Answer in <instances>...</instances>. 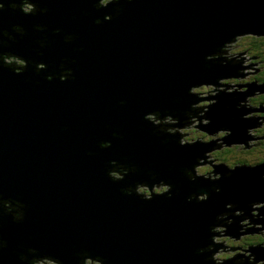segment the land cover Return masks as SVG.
<instances>
[{
  "label": "water",
  "instance_id": "95a60500",
  "mask_svg": "<svg viewBox=\"0 0 264 264\" xmlns=\"http://www.w3.org/2000/svg\"><path fill=\"white\" fill-rule=\"evenodd\" d=\"M30 2L47 12L25 15L20 0H0L5 5L0 33L13 37L0 35L7 45L0 47V56L29 62L21 75L0 68V239L7 242L0 264H21V253L29 264H79L83 252L89 257L82 264L97 256L106 264H264V244L241 250L212 241V236L237 240L264 231V206L252 207L264 203V162L230 168L204 155L220 144L262 139L247 129L258 127L264 117L242 115L257 112L245 97L264 86L217 80L255 73L254 63L241 66L242 53L227 54L225 44L243 34L264 36V0H120L100 10L94 8L96 0ZM105 15L112 20L104 22ZM96 19L102 23L96 25ZM38 25L44 31H36ZM15 26L24 35L15 33ZM67 34L75 37L69 44L64 43ZM41 62L47 71L36 75L34 64ZM61 63L74 77L63 83L58 79ZM53 73L55 78L46 81ZM202 84L213 85L209 92L217 93L196 98L202 93L190 89ZM233 86L237 89L225 92ZM203 100L215 102L199 106L205 111L194 110ZM153 111L172 115L173 130L196 127L209 136L229 134L208 142L179 140L180 147L177 140L187 134L156 135L143 119ZM190 118L197 125L191 126L195 120ZM113 132L122 139H114ZM102 142L111 146L101 150ZM112 160L134 165L137 172L113 183L106 175ZM193 164H209V173L221 180L210 183L194 169L199 179L189 182L184 170ZM150 172L172 185V199L144 202L122 194L121 189L148 181ZM204 192L207 201L197 203L195 196L187 201ZM245 219L249 223L239 224ZM216 226L225 230L210 231ZM236 249L248 255L212 258Z\"/></svg>",
  "mask_w": 264,
  "mask_h": 264
},
{
  "label": "clouds",
  "instance_id": "9594fccd",
  "mask_svg": "<svg viewBox=\"0 0 264 264\" xmlns=\"http://www.w3.org/2000/svg\"><path fill=\"white\" fill-rule=\"evenodd\" d=\"M133 2V0H127V3L131 4ZM120 4V0H96L95 4H94V8L96 10H100V9H104L106 7H108L109 5H119ZM19 5H22L20 7V11L25 14V15H35L38 11L41 15L45 14L47 12L46 8H37V6L30 2V0H20ZM12 6V3L9 5V7ZM5 5L3 3H0V11L4 10ZM119 9H117V13H118ZM112 16L111 15H105L103 17V21L104 22H110L112 20ZM94 23L96 25H100L102 23V21L100 19H96L94 21ZM13 31L19 35H24V31L22 29V27L20 26H15L13 28ZM36 31H44L42 26H36ZM59 29H56L55 33H59ZM0 35H2L3 37H6L7 40H13V37L11 35H9L8 32H3L0 33ZM75 39V37L71 34H67L64 36V43L69 44L71 43L73 40ZM46 45V41H40L39 42V46L40 48H44ZM6 43L3 39H0V47H6ZM38 55H42V53H38ZM210 57L206 56L205 60H209ZM28 61H26L23 58H20L16 55H12V56H8V57H4V56H0V68H6L9 71H11L14 75H21L24 73V71L26 70V68L28 67ZM22 65V67L19 69V72L17 71V66ZM34 71L36 75H39L41 72L43 71H47V65L45 63H35L34 64ZM59 81L61 83L66 82L69 78H74L73 74H72V70L71 69H66L64 67V64L61 63L59 65ZM65 73H69V75L65 76ZM55 78V73L48 75L45 77L46 81L51 82L53 79ZM121 106H123L124 101L121 100L120 101ZM173 117L172 115L169 114H162L160 111H153V112H149L147 114L144 115L143 119L148 122L149 124L152 125L153 129H155V134L158 136H171L169 134V132L166 130L168 128L172 127V123L169 122V119ZM112 136L114 139H122V137H120L116 132L112 133ZM180 138L177 140V143L180 147H183L182 144L179 143ZM110 142H102L99 144V148L101 150H105L108 149L110 147ZM89 156L92 155V153H88ZM194 168H195V164H193V166L189 169L186 168L184 170V175L187 178V180L189 182H195L197 179H199V177H197L196 175H194ZM137 172V168L134 165H125V164H121L118 163L115 160L109 161V168L106 172V175L108 177V179L113 182V183H119L122 182L126 176H128L129 174H135ZM149 179L148 181L145 182H138L135 185L132 186H128L126 188L121 189V192L124 196H136L138 199L144 201V202H150L153 197H166L168 199H172L173 198V188L172 185L165 182L164 179L158 178V176L155 173H148ZM205 180L209 181L210 183L215 184V182L221 180V177L219 175L216 176H208L204 178ZM261 181H264V175H262L260 177ZM155 189H159L160 194L157 195L155 194V192L153 190ZM214 191L219 192L220 189L218 187L213 188ZM193 196L196 197V202L197 203H202L207 201L208 199V193L204 192V193H200V194H192L189 195L187 197V201L188 202H192L193 200ZM0 200H4L3 198H0ZM22 216L24 217V212L22 211ZM218 229H210V231H216ZM7 247V242L4 241L3 239H0V250H3L4 248ZM33 249H28L27 252L29 255H31ZM198 254H203V250L202 248L197 250ZM80 259H79V264H82L83 260L85 259V257H89V254L87 252H83L79 254ZM19 261L21 262V264H29V262L31 260L27 259V256L24 255L23 253H21L18 256ZM96 264H106V261L104 260L103 257L101 256H97L95 258H92ZM258 264H260V262H258Z\"/></svg>",
  "mask_w": 264,
  "mask_h": 264
},
{
  "label": "rangeland",
  "instance_id": "374dc122",
  "mask_svg": "<svg viewBox=\"0 0 264 264\" xmlns=\"http://www.w3.org/2000/svg\"><path fill=\"white\" fill-rule=\"evenodd\" d=\"M247 36H250V37H261V38H264L263 35H259V36H254L252 34H243V35H239L235 41L231 42L230 46V52L229 54H235V53H242V55L244 57H246V59H243L242 63H241V66H246L247 64H252L254 63L255 65L252 66V68H255L257 67L256 65V60H254V58H252L250 55L248 56L247 54V50L244 48V45L247 44V40L245 37ZM238 45V46H237ZM241 55V56H242ZM242 56V57H243ZM247 72H253L252 69H243V73H247ZM255 76V73L254 74H251V78L247 75L243 76L242 78L238 79V78H224V79H219L217 80V83H220V84H224V85H233V84H245V83H250V82H254V79L253 77ZM235 82V83H234ZM233 83V84H231ZM218 90L220 89H224V87H217ZM234 89H237V87L235 86ZM234 89H226L225 92H230V91H233ZM246 89V87H240L238 89V91H244ZM210 91V88L207 87L206 85H201L199 87H192L190 89V92L191 93H202L200 94L201 97H206L207 95H211L212 92H209ZM207 92V94L205 93ZM217 93V92H216ZM252 97L251 96H246L245 97V103L250 106V107H254V105L256 107L254 108H258L256 104L252 105L250 102H249V99H251ZM215 100H212V101H206V100H203V101H198L197 103L194 104V107H199V106H206V105H209V104H212L214 103ZM207 110V108H204L203 111ZM203 112H200V115H202ZM261 115L264 117V112H250V113H247L245 115H242L243 118H246V117H252V116H256V115ZM208 122V120H204L202 119V122L201 123H204L206 124ZM193 125H197V122H193L192 123ZM261 124H264V121L261 122ZM260 124V125H261ZM260 125L258 127H255V128H250V129H247V132L249 133V135L251 136H254L252 134V130H255V129H259ZM169 133H172L174 132L173 129H166ZM176 130H179L180 131V134H187L185 136H182L180 137V140H181V143H186V142H192V141H197V140H201L203 142H208L210 140H215L217 138H221L227 134H229V131L228 133H225L226 131H221V132H217L215 133V135H210L209 138L210 139H206V137H202V134H206L204 133L203 131H201L200 129L196 128V127H189V128H179V129H176ZM206 139V140H205ZM262 139H255V140H250L251 143H255L257 141H261ZM215 143H219L218 141H216ZM235 145H238L240 146V144H235ZM226 147V146H225ZM216 149H213L209 152H206L204 153L205 156H208V158H206L205 160H212V153L213 151H215ZM202 161V159L199 160V162ZM214 165L218 164L217 162L213 161L212 162ZM196 170V173L198 175H203L202 177L205 178V177H208L204 174L206 173H209L212 171V167L208 164L204 165V166H201V167H195L194 168ZM213 173H209V175H211ZM216 175H219V174H216ZM214 175V176H216ZM155 192L157 193H160L159 192V189H155L154 190ZM264 204V203H263ZM254 207H258V206H254ZM237 214V213H236ZM251 214L255 215L256 213L255 212H252ZM246 223H249V221L247 219H245L244 221H240L239 224H246ZM246 227L250 226V224L248 225H245ZM244 226V227H245ZM257 228H259L261 225H255ZM263 227V225H262ZM213 229H218L217 231H222V230H225L224 227L222 226H216L214 227ZM221 235V234H219ZM257 235H259L258 233H255L254 235H252L251 237L249 238H246L244 236H240L237 240L235 239H231L229 236H212V241L214 243H220L222 242L223 246H228V247H239V246H243L244 244H247L245 245V247H242V249H247L246 247L249 246H253V245H256V238H257ZM240 240H242V243H240ZM261 245L263 243H260ZM239 249H236V250H233V251H229V252H224V251H220V252H217V253H213L212 254V258L213 259H218V260H225V259H228L230 257H232L235 253H244L246 254L245 256L248 255V252H244V251H241ZM90 263V264H93L91 263V260H88L87 263ZM38 264H55L53 261L51 262H47V261H40L38 260L37 261ZM94 264H96V262H94ZM261 264V263H260Z\"/></svg>",
  "mask_w": 264,
  "mask_h": 264
},
{
  "label": "trees",
  "instance_id": "16d2710c",
  "mask_svg": "<svg viewBox=\"0 0 264 264\" xmlns=\"http://www.w3.org/2000/svg\"><path fill=\"white\" fill-rule=\"evenodd\" d=\"M245 38L247 40V44L244 45V48L247 50V54L254 57V60L260 62L261 66H264V38H254L250 36ZM254 78H256L258 81H263L264 74L259 71ZM262 99V103L264 104V97H262ZM260 131L264 133V126L260 129ZM260 131L256 132L259 133ZM204 135H206V138H209V135ZM212 158H214L216 162L225 163L230 168L234 167L236 164L255 165L257 163H262L264 162V141L260 147L255 146L250 149H243L238 145H231L229 147L221 146L213 151ZM240 243H242V240H240ZM259 243L264 244V231L257 235L255 244Z\"/></svg>",
  "mask_w": 264,
  "mask_h": 264
},
{
  "label": "flooded vegetation",
  "instance_id": "af4514ba",
  "mask_svg": "<svg viewBox=\"0 0 264 264\" xmlns=\"http://www.w3.org/2000/svg\"><path fill=\"white\" fill-rule=\"evenodd\" d=\"M253 37V36H252ZM254 38H256V37H254ZM238 46V45H237ZM230 48H231V46L228 48V51H226V53L227 54H229V50H230ZM243 56V55H242ZM248 56H249V54H248ZM229 57H231V56H229ZM252 57V56H251ZM252 58H254V57H252ZM243 59H246V57H244L243 56ZM247 65H249V64H247ZM252 65V64H251ZM256 65H257V67H255V76L258 74V72L260 71L262 74H264V66H261V64H260V62H258V61H256ZM259 66V67H258ZM245 67V66H244ZM252 67V66H251ZM250 78H251V74H247ZM246 75V76H247ZM254 76V77H255ZM253 77V79H254V82H255V84L257 85V84H259L260 86L262 85V86H264V80L263 81H258L256 78H254ZM235 83V82H234ZM231 84H233V83H231ZM233 85H238V83L237 84H233ZM235 87V86H234ZM200 97H201V95L200 94H196V98H198V99H200ZM252 98L251 99H249V102L252 104V105H254V104H258V109H257V112H264V104L262 103V101H263V99H262V97H264V87H263V89L262 90H256V91H254L253 92V95L251 96ZM254 107H256L255 105H254ZM200 109H204L203 107H199V108H195L194 110H200ZM202 112V111H201ZM199 115H200V112L198 113ZM201 116V115H200ZM261 115H256V118H258V117H260ZM184 124H186L185 122H184ZM264 126V124H261L260 125V127H259V129H255V130H252V134L254 135V136H256V137H261L262 138V140L261 141H257V142H255V143H251L250 142V140H248V142H247V144H242V145H240L239 147L240 148H243V149H250V148H252V147H255V146H261V144H262V142L264 141V133H262V131H260V129L262 128ZM194 128V127H193ZM256 131H260L259 133L258 132H256ZM203 135V137H206V135H204V134H202ZM246 137L249 139V138H254V137H251V136H248V135H246ZM208 138V137H207ZM206 138V139H207ZM205 139V140H206ZM209 139V138H208ZM222 146H224L223 144H222ZM213 161H215L214 160V158H212V160H211V162H213ZM216 162V161H215ZM254 235V234H253ZM252 235L251 234H248V235H245V237L246 238H249V237H251ZM232 239V238H231ZM245 245H247V244H244L243 246H239V248L241 249L242 247H245ZM231 252V251H230Z\"/></svg>",
  "mask_w": 264,
  "mask_h": 264
},
{
  "label": "bare ground",
  "instance_id": "6f19581e",
  "mask_svg": "<svg viewBox=\"0 0 264 264\" xmlns=\"http://www.w3.org/2000/svg\"><path fill=\"white\" fill-rule=\"evenodd\" d=\"M230 44L231 43H226L225 44V50L226 51H228V48L230 47ZM242 55V54H241ZM241 55H239V57H242ZM202 85H204V84H202ZM199 86H201V85H199ZM199 86H197V87H199ZM207 87H209L210 88V91H212L213 89H214V86L213 85H206ZM232 89H234L235 87L233 86V87H231ZM218 89V88H217ZM217 91H213L212 92V94L211 95H214V93H216ZM209 101H212V100H209ZM202 110H204V109H202ZM197 115H199L198 113H197ZM171 119V118H170ZM169 119V122H171V123H174V122H176V120H170ZM193 120H195V122H198L197 120H196V118H190V121H193ZM201 120V122H202V119H200ZM194 122V121H193ZM192 122V123H193ZM191 123V126H195V125H193ZM201 124H204V123H201ZM176 129H179V128H174V130H176ZM179 134H180V131L179 130H176ZM225 133H228V131H226ZM218 139V138H217ZM219 143H221L222 141L221 140H219L218 141ZM224 145V144H223ZM220 146H222V144H220ZM220 151V150H219ZM200 162H203V160L202 161H200ZM212 164V163H211ZM204 165H206V164H202V165H197L196 167H201V166H204ZM208 165V164H207ZM209 175V174H208ZM213 174H211V175H209V176H212ZM254 206H258V207H261V206H264V204L263 203H258V204H254L252 207L253 208H256V207H254ZM255 211V210H254ZM236 213L238 214V211H236ZM255 213H256V211H255ZM248 220V219H247ZM252 224H250V226H251ZM250 226H248V227H250ZM248 227H245V228H248ZM254 227H256L255 225H254ZM244 229V228H243ZM219 234H224V232H219ZM253 234H255V233H251V235H253ZM245 235H248V234H244V235H241V236H244L245 237ZM251 245V244H250ZM250 245L249 246H247L246 248L248 249V247H250ZM242 250H244V249H242ZM215 253H217V252H215ZM236 254V253H235ZM240 254H244V253H240ZM244 255H246V254H244ZM40 261H42V260H40ZM47 262H51V261H47ZM94 260H91V263H93L94 264ZM261 263V262H260ZM90 264V263H89ZM253 264H258L257 262H255V263H253Z\"/></svg>",
  "mask_w": 264,
  "mask_h": 264
}]
</instances>
